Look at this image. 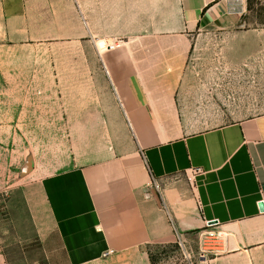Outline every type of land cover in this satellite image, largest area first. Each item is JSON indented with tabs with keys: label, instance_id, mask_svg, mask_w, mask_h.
<instances>
[{
	"label": "crops",
	"instance_id": "crops-1",
	"mask_svg": "<svg viewBox=\"0 0 264 264\" xmlns=\"http://www.w3.org/2000/svg\"><path fill=\"white\" fill-rule=\"evenodd\" d=\"M158 4L139 26L137 0H0V264H152L205 233L201 264H264V113L225 121L232 69L207 47L247 0ZM241 28L223 43L259 40ZM79 33L102 68L70 70L60 96L37 53ZM59 124L108 132L59 158Z\"/></svg>",
	"mask_w": 264,
	"mask_h": 264
},
{
	"label": "rangeland",
	"instance_id": "rangeland-1",
	"mask_svg": "<svg viewBox=\"0 0 264 264\" xmlns=\"http://www.w3.org/2000/svg\"><path fill=\"white\" fill-rule=\"evenodd\" d=\"M124 1L128 5L129 0ZM135 1L132 0L133 3ZM158 1L137 0L138 10L136 9V11L139 26L142 21H146L151 16V10L154 11L160 7ZM78 2L80 4L81 0H78ZM123 6L125 5L123 4ZM125 7L127 13H130L129 8ZM244 21V25H241L244 28H248L250 31L257 28L261 30L259 40H257V37L254 41L250 39L251 43L248 46L223 43V40L228 36L243 35L244 30L241 26L229 30V32L218 31L216 34H208L209 36L215 35L217 38H221L215 44L214 41H211L212 45H207V47H211L217 53L223 55L224 60H226L224 68L232 69V76L224 79L226 83L219 89V98L216 100L220 115L225 117V121L264 113V0H247ZM245 35L253 36L252 33H245ZM78 36L74 39L62 38L48 42L43 50L39 54L37 53L40 60L35 62L36 68L58 69V84L61 86L60 96L66 94L63 92L66 90L63 87L80 80V78L72 77L70 70L102 68L93 44L81 39V33ZM55 56L57 57L56 61ZM26 127L27 132H35L39 128H49L50 126L34 125ZM106 127L59 124L57 126L59 158L67 155L69 144L77 134L83 133L82 130L88 132L89 129L90 135L96 136L103 133L104 129L105 133L108 132ZM108 142L110 143L111 140ZM214 242V237L207 233L204 236L191 234L183 247L177 243L152 247L150 254L154 264H201L200 259L202 257L210 256V254H206V248Z\"/></svg>",
	"mask_w": 264,
	"mask_h": 264
},
{
	"label": "water",
	"instance_id": "water-1",
	"mask_svg": "<svg viewBox=\"0 0 264 264\" xmlns=\"http://www.w3.org/2000/svg\"><path fill=\"white\" fill-rule=\"evenodd\" d=\"M155 198L158 199V195H157V193H155ZM258 207H259V210H260V211H263V210H264V207H263V204H262V203H259V204H258ZM210 223H214V222H210Z\"/></svg>",
	"mask_w": 264,
	"mask_h": 264
},
{
	"label": "trees",
	"instance_id": "trees-1",
	"mask_svg": "<svg viewBox=\"0 0 264 264\" xmlns=\"http://www.w3.org/2000/svg\"><path fill=\"white\" fill-rule=\"evenodd\" d=\"M149 257H150L151 263L154 264V263H153V260H152V256H151L150 253H149Z\"/></svg>",
	"mask_w": 264,
	"mask_h": 264
},
{
	"label": "built area",
	"instance_id": "built-area-1",
	"mask_svg": "<svg viewBox=\"0 0 264 264\" xmlns=\"http://www.w3.org/2000/svg\"><path fill=\"white\" fill-rule=\"evenodd\" d=\"M108 48H109V49H112V48H113V46H108ZM209 235H210V236H212L211 234H209Z\"/></svg>",
	"mask_w": 264,
	"mask_h": 264
}]
</instances>
